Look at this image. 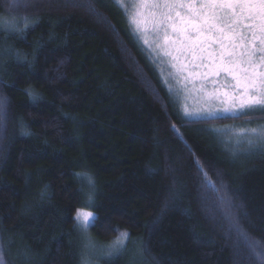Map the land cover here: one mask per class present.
I'll return each mask as SVG.
<instances>
[{
	"label": "trees",
	"instance_id": "trees-1",
	"mask_svg": "<svg viewBox=\"0 0 264 264\" xmlns=\"http://www.w3.org/2000/svg\"><path fill=\"white\" fill-rule=\"evenodd\" d=\"M73 2L82 0H28L9 10L0 0V16L38 18L23 34L0 29L7 264H259L229 234L198 168L243 205L246 231L264 242V156L232 158L210 128L264 116L182 117L117 2L99 0V17ZM77 173L95 182L92 207ZM81 207L96 216L87 233L75 226ZM121 232L129 233L127 247L107 258Z\"/></svg>",
	"mask_w": 264,
	"mask_h": 264
},
{
	"label": "snow or ice",
	"instance_id": "snow-or-ice-1",
	"mask_svg": "<svg viewBox=\"0 0 264 264\" xmlns=\"http://www.w3.org/2000/svg\"><path fill=\"white\" fill-rule=\"evenodd\" d=\"M99 0H82L72 3L73 7L86 8L90 14L100 16L97 11ZM28 0H8L9 10L27 6ZM134 9V23L144 33L151 32L157 49L163 51L173 61L180 64V72L188 71L189 77H225V86L232 94L225 92L230 106L224 111H236L239 115L264 116V0H131ZM38 23V18L16 15L0 16V29L23 34L30 26ZM22 24V26H21ZM151 24V28L147 27ZM162 41V42H161ZM147 43V40L145 41ZM11 52V49L7 50ZM19 58V53H16ZM183 58V59H181ZM35 59V56L33 57ZM176 67V63H173ZM215 82V81H213ZM214 93L209 94V96ZM32 100L39 99L38 93L28 90ZM185 116H211V108L193 113L185 111ZM7 98L0 97V137L6 126ZM251 124L252 121L246 122ZM175 127V126H173ZM27 134V133H26ZM233 144L237 151L247 157L259 153L264 156V122L255 127H240L233 133ZM206 186L216 194L221 213L229 224V234L235 232L253 257L264 264V242L249 236L237 210V205L224 189L208 177L202 167ZM79 179L87 181L89 192L85 207L94 205L95 182L87 173H77ZM85 207L76 211V228L87 233L96 216ZM236 210V211H234ZM247 212L243 213L246 218ZM129 233L121 232L103 252L107 258L119 255L126 247ZM0 264H7L0 252ZM81 264H91L82 258Z\"/></svg>",
	"mask_w": 264,
	"mask_h": 264
},
{
	"label": "rangeland",
	"instance_id": "rangeland-1",
	"mask_svg": "<svg viewBox=\"0 0 264 264\" xmlns=\"http://www.w3.org/2000/svg\"><path fill=\"white\" fill-rule=\"evenodd\" d=\"M117 5L124 11L128 20L129 29L135 41L141 46L145 55L154 66L157 75L162 80L166 88L173 95L178 104L181 116L187 119L205 118V117H218L226 115H236V111H224L225 108L230 106V101L225 103L227 97L224 95L225 92L232 94V89L225 86V77H209L203 79L199 76L189 77V73L185 70L183 73L180 72V64L172 60L171 57L165 56L163 51L156 48L153 42V36L151 32L144 33L141 29H138L134 23L133 12L134 9L130 7L131 0H115ZM147 27L150 29L151 24ZM147 40V43L145 41ZM162 42V41H161ZM183 59V58H181ZM173 63H176V67H173ZM215 81V82H213ZM214 95L209 96V94ZM211 108L213 115L211 116H185V111L197 113L202 109ZM252 121V120H251ZM247 121L238 124H226V125H210L212 131L216 135L222 136V140L230 151V155L234 158L233 153L237 151L233 144L234 136L233 133L240 127H255L256 124L264 122L252 121L251 124H247ZM217 132H216V131ZM245 157L242 153L235 157ZM248 157V156H247ZM76 223V213H75ZM85 233V232H83Z\"/></svg>",
	"mask_w": 264,
	"mask_h": 264
}]
</instances>
